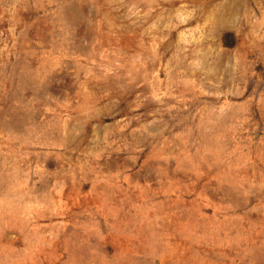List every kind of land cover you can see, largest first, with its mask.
I'll return each instance as SVG.
<instances>
[{"label":"rangeland","instance_id":"374dc122","mask_svg":"<svg viewBox=\"0 0 264 264\" xmlns=\"http://www.w3.org/2000/svg\"><path fill=\"white\" fill-rule=\"evenodd\" d=\"M0 264H264V0H0Z\"/></svg>","mask_w":264,"mask_h":264}]
</instances>
